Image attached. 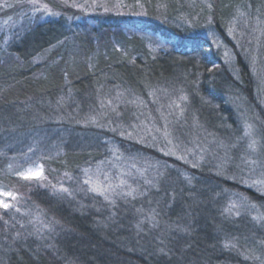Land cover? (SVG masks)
<instances>
[{
    "label": "trees",
    "instance_id": "trees-1",
    "mask_svg": "<svg viewBox=\"0 0 264 264\" xmlns=\"http://www.w3.org/2000/svg\"><path fill=\"white\" fill-rule=\"evenodd\" d=\"M126 1L136 6L138 0ZM143 1L150 9L165 5L169 18L198 14L181 0ZM213 2L214 10L201 8L226 41L228 26L241 17L264 23V0ZM237 53L234 73L203 35L113 14L74 22L54 16L0 40V187L13 194L10 207H0V264H261L254 258L260 250L254 224L223 211L233 191L264 217V194L135 138L150 109L163 108L176 124L166 106L175 89L187 91L191 102L177 120L184 122L181 132L201 122L227 128L239 96L264 132L255 75ZM112 147L137 158L128 168L145 176L104 194L87 170ZM35 162L43 164L41 178L18 175ZM125 162L117 166L124 170ZM262 232L255 237L264 242Z\"/></svg>",
    "mask_w": 264,
    "mask_h": 264
},
{
    "label": "rangeland",
    "instance_id": "rangeland-1",
    "mask_svg": "<svg viewBox=\"0 0 264 264\" xmlns=\"http://www.w3.org/2000/svg\"><path fill=\"white\" fill-rule=\"evenodd\" d=\"M181 1L191 7L192 10L197 11L198 14L195 18H191L186 14V16L169 18L163 12V10L166 11L165 5L161 7L157 3L158 7L154 5L155 7L150 9L143 0L136 1V6L131 5L133 1L128 4L126 0H0V40H2V43L8 42L13 37V31L21 30L26 24L38 23L54 16L64 15L71 22L107 14L132 16L147 23L163 24L166 28L180 30L192 36L203 35L212 41L224 62L234 73L238 72L237 52L241 51L248 59L251 70L255 75L258 85V100H261V103L264 104V23L258 22V18L257 22L254 20L250 22L249 19L246 20L241 17L240 21L236 20L228 26L226 32L231 41H226L222 35L223 31L218 30L212 16L210 14L205 16V12L210 11L201 8L204 5L210 10H214L215 8L211 9L214 3L213 0ZM156 9L162 12H158ZM240 12L241 10L237 8L236 13L240 14ZM242 15L245 14L242 13ZM158 44L160 46L164 45V43ZM148 45V49L152 52H159L153 42H149ZM235 48H237V51ZM168 99L170 101L167 102L166 106L169 108L170 113H176V124L171 126L170 122L164 117V113H162L163 108L158 107L157 112L150 109L151 114L145 112L144 121H141L135 127L139 136L135 138L144 141L148 145H155L165 155L174 158L177 162L178 160L182 162L189 161L194 165L213 167L212 170L217 168L220 172H224L225 177L229 180L240 182L264 194V132L262 122L242 96L237 97V100L234 99L231 104L233 120L231 125L227 127L228 129L223 126L214 127L213 124L201 122V125H197V123L187 124L183 132L179 128L184 122L178 124L177 120H182L181 116L186 115V108L188 109L191 103L189 102L190 95L184 89H175L168 95ZM125 100L129 101L130 99L126 97ZM191 107L193 112V106ZM90 121L94 125L98 124L95 120ZM81 125H86V123ZM102 125L104 128H109L106 124ZM87 127L86 130L91 131L90 126L87 125ZM221 130L222 132H230L229 143H226L229 140L225 138L226 136H224V139L219 138L222 136ZM185 134H187L189 141L182 137ZM112 151L113 153L108 154L107 158H102V161L91 164V168L87 170L89 180L94 183L98 191L101 190L104 194L117 193V189L113 184L118 185L125 180L129 181L145 176L137 169L134 170L135 173L129 170L136 167L135 164L139 161L137 158L130 156V154L119 153L118 148L113 150L112 147ZM121 160L127 162H125L127 168L124 170H122V167L117 166V163ZM112 161L116 162L113 163ZM125 163L122 166L126 167ZM155 165L159 167V165ZM158 169L161 170L160 167ZM29 170L40 172L38 178L44 175V167L41 162H35L18 173L28 172ZM115 172L116 175L113 174ZM122 179L124 180L122 181ZM120 192L122 195L128 193L125 189H120ZM0 193L12 192L7 188L0 187ZM227 194L230 199L227 203L228 206L224 208V214L232 218L247 219L250 224H254L255 236L260 228L263 229L261 234L264 235V217L257 211L259 209L244 201L245 198L237 196L233 191L227 192ZM11 198L12 195L7 197L0 195V200L5 203L11 204ZM255 236L253 237L256 242L258 241L260 250H258L259 255L254 258L259 259L261 264H264V242Z\"/></svg>",
    "mask_w": 264,
    "mask_h": 264
},
{
    "label": "snow or ice",
    "instance_id": "snow-or-ice-1",
    "mask_svg": "<svg viewBox=\"0 0 264 264\" xmlns=\"http://www.w3.org/2000/svg\"><path fill=\"white\" fill-rule=\"evenodd\" d=\"M22 178L24 179H31V178H38L40 176V172H33L32 170H29L28 172H21L18 173ZM0 195H3L4 197L13 195L12 193H0ZM0 207L4 209H8L10 207L9 203H5L2 200H0Z\"/></svg>",
    "mask_w": 264,
    "mask_h": 264
}]
</instances>
